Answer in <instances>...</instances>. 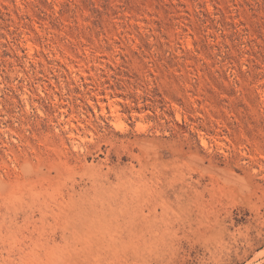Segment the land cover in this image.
<instances>
[{"label":"rangeland","instance_id":"1","mask_svg":"<svg viewBox=\"0 0 264 264\" xmlns=\"http://www.w3.org/2000/svg\"><path fill=\"white\" fill-rule=\"evenodd\" d=\"M0 264H264V0H0Z\"/></svg>","mask_w":264,"mask_h":264}]
</instances>
